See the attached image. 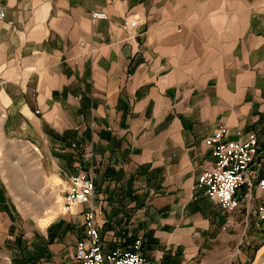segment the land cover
I'll use <instances>...</instances> for the list:
<instances>
[{
	"label": "crops",
	"instance_id": "obj_1",
	"mask_svg": "<svg viewBox=\"0 0 264 264\" xmlns=\"http://www.w3.org/2000/svg\"><path fill=\"white\" fill-rule=\"evenodd\" d=\"M0 6L3 124L27 137L44 175L64 194L72 175L94 172L104 247L142 237L153 264H230L234 243L242 247L241 230L259 225L261 192L255 186L248 197L241 187L232 211L210 198L199 185L214 164L204 138L221 124L228 139L256 136L252 170L264 176V1ZM93 9L108 17L94 19ZM133 16L140 19L125 27ZM89 207L79 203L52 218L32 244L21 245L22 257L66 264L59 259L72 239L73 260Z\"/></svg>",
	"mask_w": 264,
	"mask_h": 264
},
{
	"label": "rangeland",
	"instance_id": "obj_2",
	"mask_svg": "<svg viewBox=\"0 0 264 264\" xmlns=\"http://www.w3.org/2000/svg\"><path fill=\"white\" fill-rule=\"evenodd\" d=\"M4 117L0 110V264H33L22 257L21 245L32 244L31 237L44 232L51 220L44 223L47 216L35 210L33 205L40 198L56 211L53 218L60 216L63 214L60 205L64 200V186L56 184L54 179L52 183L49 176L44 175L41 154L18 130L7 129L3 124ZM240 238L243 248L239 250L234 243L232 254L226 262L264 264V219H260L259 225L254 227H244ZM65 246L59 260L74 264L71 260L73 240L67 241ZM43 261L47 264L57 263L52 258L41 259Z\"/></svg>",
	"mask_w": 264,
	"mask_h": 264
},
{
	"label": "built area",
	"instance_id": "obj_3",
	"mask_svg": "<svg viewBox=\"0 0 264 264\" xmlns=\"http://www.w3.org/2000/svg\"><path fill=\"white\" fill-rule=\"evenodd\" d=\"M5 12V8L0 6V18H3ZM90 14L94 19L108 17L104 9H93ZM138 19V16L130 17L125 27H134ZM226 133V126L221 124L204 138L205 143L213 148L214 164L200 174L199 185L204 186L205 193L228 211L240 206L238 190L241 187H247L246 195L252 197V190L257 186L261 192V199L256 207L257 216L264 219V176L257 177L252 170L259 150L257 138L252 135L245 139H228ZM94 188V172L82 170L72 175L63 196V211H69L79 203L90 204L84 210L86 234L75 243L74 263L153 264L143 251L142 237L135 238L131 246L104 247L93 205Z\"/></svg>",
	"mask_w": 264,
	"mask_h": 264
},
{
	"label": "bare ground",
	"instance_id": "obj_4",
	"mask_svg": "<svg viewBox=\"0 0 264 264\" xmlns=\"http://www.w3.org/2000/svg\"><path fill=\"white\" fill-rule=\"evenodd\" d=\"M62 202H61V205H60V207H61L60 209L63 210ZM33 208L35 210L39 211L41 214L45 213V215L47 216V219L44 220V223H47L56 214V211L54 210V208L51 207V206H48V205L46 206V204L41 202L40 198L38 199L37 204L33 206ZM41 217H43V216H41Z\"/></svg>",
	"mask_w": 264,
	"mask_h": 264
},
{
	"label": "trees",
	"instance_id": "obj_5",
	"mask_svg": "<svg viewBox=\"0 0 264 264\" xmlns=\"http://www.w3.org/2000/svg\"><path fill=\"white\" fill-rule=\"evenodd\" d=\"M18 235H20V233ZM18 241H20V240H18Z\"/></svg>",
	"mask_w": 264,
	"mask_h": 264
}]
</instances>
